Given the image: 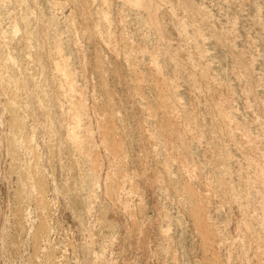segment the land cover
<instances>
[{"label": "rangeland", "instance_id": "1", "mask_svg": "<svg viewBox=\"0 0 264 264\" xmlns=\"http://www.w3.org/2000/svg\"><path fill=\"white\" fill-rule=\"evenodd\" d=\"M0 264H264V0H0Z\"/></svg>", "mask_w": 264, "mask_h": 264}]
</instances>
